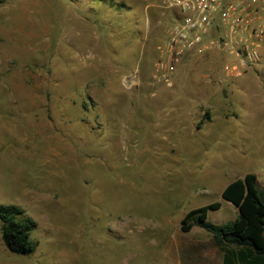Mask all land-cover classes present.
<instances>
[{"label": "rangeland", "instance_id": "374dc122", "mask_svg": "<svg viewBox=\"0 0 264 264\" xmlns=\"http://www.w3.org/2000/svg\"><path fill=\"white\" fill-rule=\"evenodd\" d=\"M113 1L130 9L0 0V204L36 222L26 255L0 229V264H169L173 245L212 241L181 230L187 214L218 203L207 220H234L222 193L249 174L264 193V68L231 78L208 51L157 82L170 15Z\"/></svg>", "mask_w": 264, "mask_h": 264}, {"label": "built area", "instance_id": "2783aa9c", "mask_svg": "<svg viewBox=\"0 0 264 264\" xmlns=\"http://www.w3.org/2000/svg\"><path fill=\"white\" fill-rule=\"evenodd\" d=\"M171 17L157 46L154 79L171 84L184 56L208 51L226 54V76L264 68V0H156ZM127 85L130 79H126ZM133 83V81H132Z\"/></svg>", "mask_w": 264, "mask_h": 264}, {"label": "trees", "instance_id": "16d2710c", "mask_svg": "<svg viewBox=\"0 0 264 264\" xmlns=\"http://www.w3.org/2000/svg\"><path fill=\"white\" fill-rule=\"evenodd\" d=\"M102 4L105 0H92ZM110 3V8L121 12L130 7L123 2ZM248 71H257L252 68ZM90 101V102H89ZM84 109L90 108L94 111V104L89 97L84 98L82 103ZM206 118L209 114L206 113ZM225 201L231 202L238 213L234 220L215 224L207 220L208 210H217L218 203L191 212L186 215L181 224V230L188 233L193 227H199L207 232L213 242L221 249L236 246L249 248L253 254V263L264 264V193L256 185L254 175H246L229 184L222 193ZM36 228V222L16 205L0 204V229L1 239L6 248L13 254L26 255L35 250L36 243L31 237ZM245 260L243 254L239 255Z\"/></svg>", "mask_w": 264, "mask_h": 264}, {"label": "crops", "instance_id": "0c3cea01", "mask_svg": "<svg viewBox=\"0 0 264 264\" xmlns=\"http://www.w3.org/2000/svg\"><path fill=\"white\" fill-rule=\"evenodd\" d=\"M184 245L183 243L180 248L176 244L173 245V259L169 260V264H250L254 262L249 248L230 246L221 250L213 240L209 242L208 250L202 246L193 247L191 243L188 246ZM241 254L245 256V260L240 259Z\"/></svg>", "mask_w": 264, "mask_h": 264}]
</instances>
